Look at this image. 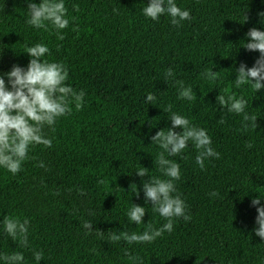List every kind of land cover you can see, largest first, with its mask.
Segmentation results:
<instances>
[{
  "label": "trees",
  "instance_id": "trees-1",
  "mask_svg": "<svg viewBox=\"0 0 264 264\" xmlns=\"http://www.w3.org/2000/svg\"><path fill=\"white\" fill-rule=\"evenodd\" d=\"M175 2L191 17L179 26L167 14L146 18L149 0H64L69 25L59 40L51 27L27 24L28 0H0V73L26 68V49L44 44L50 50L44 59L63 63L66 84L85 93L80 110L73 102L70 115L44 129L50 148L32 146L16 175L0 167V256L20 252L22 264H37L35 251L44 254L39 264H264V239L253 231L259 205L251 204L260 196L264 205V89L234 82L240 63L252 67L259 57L243 46L251 28L264 31L258 15L264 0ZM210 70L215 80L202 75ZM177 81L193 89L194 100L178 98ZM149 93L154 104L146 102ZM219 95L246 100L256 124L229 113ZM169 105L205 129L220 156L206 159L201 170L191 142L177 156L165 153L180 166L173 195L191 220L175 219L173 231L152 243L114 242L112 233L142 234L149 223L158 229L167 222L145 203L142 184L165 178L154 166L163 150L151 137L172 127ZM142 166L148 177L136 174ZM133 205L146 209L140 225L128 221ZM5 217L29 221L26 247L6 234Z\"/></svg>",
  "mask_w": 264,
  "mask_h": 264
},
{
  "label": "clouds",
  "instance_id": "clouds-1",
  "mask_svg": "<svg viewBox=\"0 0 264 264\" xmlns=\"http://www.w3.org/2000/svg\"><path fill=\"white\" fill-rule=\"evenodd\" d=\"M27 9L30 18L27 20L29 26L37 29L56 30L57 39L63 40L64 36L60 34L61 30L69 25L66 18L67 9L64 0H41L35 3L28 0ZM143 14L146 18L158 21L162 15L167 14L171 18L173 25L179 26L182 21L189 20L190 13L177 6L175 0H149L146 7L143 8ZM261 23H264V12H259ZM245 22L248 17L245 15ZM74 31L76 29H73ZM249 52H258L259 57L255 60L252 67L245 63H240L239 68L235 69L237 87L246 83H251L252 88L259 92L264 89V31L256 27L251 28L246 34L245 44L243 46ZM49 48L44 44H36L28 47L25 53L29 56V63L26 68L19 65H13L7 73H0V167L7 169L13 175L22 170V163L29 158L28 153L34 145H43L46 148L52 146V141L44 135L46 127L52 128L61 117L70 115L72 108L70 105L74 102L75 108L80 110L83 107L84 91H74L71 86L66 84L68 80L67 67L60 62H50L44 59L49 54ZM173 75L172 69H168L165 77ZM206 78L215 80L217 72L213 70L203 73ZM7 77V82L5 80ZM180 84L179 99L192 101L195 99L193 89L185 88L182 81ZM156 97L149 93L146 102L154 104ZM217 101L222 107H226L229 113L237 115L243 114V121L251 120L256 124L257 117L249 116L245 109L247 101L242 97L237 99L234 96L225 98L223 95L217 97ZM172 106L169 105L165 111L171 113V128L167 131L160 130L151 137L152 143L158 144L163 150L154 160V166L158 167L162 177H149L143 181V192L145 203L151 202L152 210L158 213L160 217L167 222L158 229H153L149 223L142 234L121 232L119 235L112 233L110 239L118 242L123 238L128 244L133 243H152L158 237L167 231H173L174 220L183 218L190 221L191 216L186 214V204L176 193L175 181L181 178L180 166L168 156L173 157L181 154L191 142L197 150L196 163L201 170L205 168V160L214 157L219 158L220 154L212 147L211 137L207 131L192 125L189 119L172 113ZM218 123H224L223 118ZM248 124L244 123L243 128L247 130ZM180 128L182 132H176L174 129ZM251 148L253 145H247ZM43 167V163L40 164ZM148 170L141 167L136 174L141 177H148ZM102 182V181H101ZM131 189L135 191L138 197L137 186L132 184ZM215 197L216 192L210 193ZM252 206L256 207L258 215L255 218V235L264 239V205H261V197L258 196L251 201ZM146 214L145 207L133 205L126 213L129 223L140 225ZM28 224L25 219L21 222L19 219L5 217L3 228L6 234L14 241H18L21 247L28 245ZM83 227L92 230L91 222H83ZM34 258L39 264L43 259L42 251H35ZM5 264H22L23 254L20 252L11 255L0 256ZM130 260H139L138 257H129ZM142 264V262H141Z\"/></svg>",
  "mask_w": 264,
  "mask_h": 264
}]
</instances>
